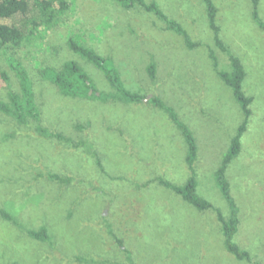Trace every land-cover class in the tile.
Wrapping results in <instances>:
<instances>
[{"label": "rangeland", "instance_id": "374dc122", "mask_svg": "<svg viewBox=\"0 0 264 264\" xmlns=\"http://www.w3.org/2000/svg\"><path fill=\"white\" fill-rule=\"evenodd\" d=\"M146 1L156 2L202 45L188 49L143 9L71 0L60 24L9 52L29 75L41 126L86 145L41 136L36 121L21 125L0 110V264H264V28L253 19L251 0L213 1L221 36L245 67L244 92L253 98L242 152L227 171L239 210L234 242L249 251L252 263L227 251L215 211H200L158 183L163 178L183 186L191 175L187 146L163 112L148 102L63 96L40 74L74 60L97 93L114 92L101 70L69 49V39L76 38L108 58L126 88L162 98L197 138L198 194L228 215L214 173L243 114L214 71L207 46L221 69L230 68L228 57L214 45L201 1ZM259 14L264 22V0ZM8 56L0 53L3 103L11 92H21ZM152 62L155 82L147 72ZM51 174L70 182L51 180ZM42 227L50 241L29 235Z\"/></svg>", "mask_w": 264, "mask_h": 264}, {"label": "trees", "instance_id": "16d2710c", "mask_svg": "<svg viewBox=\"0 0 264 264\" xmlns=\"http://www.w3.org/2000/svg\"><path fill=\"white\" fill-rule=\"evenodd\" d=\"M112 1L118 3L126 10L140 8L148 13L154 14L166 24L167 30L174 32L184 39L188 49H194L202 45L199 42H193L190 34L182 24L170 18L156 2H147L146 0ZM199 1L205 6L207 21L213 34L214 45L227 55L230 65L228 70L221 69L218 58L215 55V50L207 46L212 67L221 82L231 89L233 97L240 106L243 114V120L238 126L235 135L231 138L228 149L214 173L215 183L228 203V215H225L219 208H216L211 201L198 194L199 180L196 169V162L198 159L197 138L190 126L183 122L176 110L168 105L162 98L159 96L148 98L146 95L126 88L120 73L110 66V60L86 43H80L76 38L69 39V49L88 63L93 64L97 69L101 70L114 89V92H109L105 95H97V90L91 77L84 68L74 60L66 61L60 68L46 66L40 70V74L44 80L49 81L57 87L58 91L63 96L100 99L124 104L148 102L151 106L163 112L176 126L183 137L187 146L186 164L189 167L191 175L183 186L174 185L163 178H159L158 183L181 196L184 201L200 211H215L224 236V243L227 251L238 260H246L252 263L253 260L249 251L242 249L234 242V237L238 231L240 222L238 217L239 210L231 196L227 171L231 163L242 152V139L247 132L252 117L251 106L253 98L248 96L243 89L247 73L241 59L232 52L221 36V28L217 23L218 9L214 1ZM251 1L253 5V19L261 28H264V22L259 14L260 0ZM70 9L71 0H0V53H5L6 56H8L10 51L17 50L24 44H29L33 39L40 36L38 34L41 29H52L60 24L69 13ZM7 58L13 70L17 73L21 92H11L9 94L8 103L0 102V110L6 115L13 117L21 125H27L30 120L36 121V131L41 136L55 138L63 143L76 146L77 148L85 146L86 143L83 141L75 143L71 138H67L60 133H53L41 126V109L36 103L35 93L29 75L22 64L13 58L12 55H9ZM147 72L151 81L155 82L157 73L155 62H152L148 66ZM2 76L5 80H8L6 73L3 72ZM91 91L93 92L92 94H90ZM97 161L102 168L99 158ZM48 177L51 180L65 184L70 182V179L59 177L56 174L48 175ZM5 216L11 219L7 214ZM111 234L121 246L122 240L115 237L112 231ZM29 235L39 241H50L49 234L45 227L36 231L30 230Z\"/></svg>", "mask_w": 264, "mask_h": 264}, {"label": "water", "instance_id": "95a60500", "mask_svg": "<svg viewBox=\"0 0 264 264\" xmlns=\"http://www.w3.org/2000/svg\"><path fill=\"white\" fill-rule=\"evenodd\" d=\"M93 92L91 91L90 94H92ZM97 95H99V93H97Z\"/></svg>", "mask_w": 264, "mask_h": 264}]
</instances>
